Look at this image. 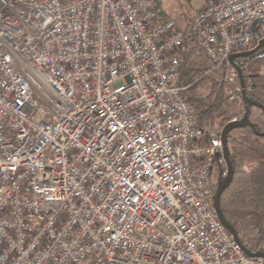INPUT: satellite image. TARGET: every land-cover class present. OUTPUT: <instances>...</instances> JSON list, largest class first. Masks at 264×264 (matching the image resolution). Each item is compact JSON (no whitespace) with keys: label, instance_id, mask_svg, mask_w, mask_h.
<instances>
[{"label":"built area","instance_id":"1","mask_svg":"<svg viewBox=\"0 0 264 264\" xmlns=\"http://www.w3.org/2000/svg\"><path fill=\"white\" fill-rule=\"evenodd\" d=\"M156 16L153 0H0V264H264L214 202L244 110L198 125L175 85L183 31ZM257 19L264 0H203L189 24L230 98Z\"/></svg>","mask_w":264,"mask_h":264},{"label":"trees","instance_id":"2","mask_svg":"<svg viewBox=\"0 0 264 264\" xmlns=\"http://www.w3.org/2000/svg\"><path fill=\"white\" fill-rule=\"evenodd\" d=\"M156 23L164 19L159 12ZM178 28L183 31V46L179 51L182 63L175 85L183 89L200 127L215 126V118L224 103L226 83L221 80L224 68L212 62L206 52L197 45L189 25ZM245 57L255 66L264 67V55L260 51ZM245 91L242 95L244 115L251 125L233 128L228 133L229 158L233 176L223 190L219 207L224 219L237 232L243 246L250 252H264V71H244ZM211 82L209 91L201 89L202 79ZM229 118L221 121L224 125ZM220 128V127H219Z\"/></svg>","mask_w":264,"mask_h":264},{"label":"rangeland","instance_id":"3","mask_svg":"<svg viewBox=\"0 0 264 264\" xmlns=\"http://www.w3.org/2000/svg\"><path fill=\"white\" fill-rule=\"evenodd\" d=\"M202 1L203 0H158L159 9L161 10L159 14L163 18L174 20L178 25H189L192 19L199 11V9L201 8ZM244 71H256L260 73L264 71V67L255 66L253 61L250 60L246 62L245 60L243 72ZM223 79L224 74L221 80L223 81ZM199 86L201 87V89L209 91L211 87V82L205 78L199 82ZM233 90L234 87L231 84L226 83L224 103L216 115L215 126H212L211 128L218 129L222 126L221 121L223 119H230L231 116H233L234 114L241 112V110H244L242 97H240L239 99L230 98V93H232L231 91Z\"/></svg>","mask_w":264,"mask_h":264},{"label":"water","instance_id":"4","mask_svg":"<svg viewBox=\"0 0 264 264\" xmlns=\"http://www.w3.org/2000/svg\"><path fill=\"white\" fill-rule=\"evenodd\" d=\"M257 23H264V19H257L255 20L252 25H251V30L254 34V36L259 39L258 40V44L250 49V50H247V51H244V52H240V53H236V54H232L231 57H230V60L233 62L235 58L237 57H248L250 55H253L255 54L257 51H259L260 49L263 48L264 46V38H260V35L259 33L256 31L255 29V25ZM264 55V50L260 51L258 53V56H263ZM240 81L242 83V85H244V80H243V76L241 74V77H240ZM244 91L243 90V94H244ZM262 110H263V113H264V107L261 106ZM247 125H251V123L249 122L248 120V117L246 115H244L240 120H237V121H233L227 125H225L223 127V130H222V136H221V140H222V146H223V155H224V159H225V162H226V165H227V177L225 179V181L218 187L216 193H215V198H214V202H215V206L218 210V213H219V217H220V220L221 222L225 225V227L233 234V236L235 237V239L238 241V243L240 245H242L244 251L249 255V256H263L264 257V252H261V251H258V252H250L248 250H246V248L243 246L237 232L234 230V228L224 219L221 211H220V207H219V200H220V196L223 192V190L228 186L232 176H233V169H232V164H231V161H230V158H229V149H228V133L233 129V128H236V127H244V126H247ZM264 135V132L262 133Z\"/></svg>","mask_w":264,"mask_h":264}]
</instances>
